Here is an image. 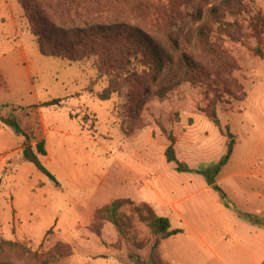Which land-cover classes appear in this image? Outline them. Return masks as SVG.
<instances>
[{"label": "rangeland", "instance_id": "1", "mask_svg": "<svg viewBox=\"0 0 264 264\" xmlns=\"http://www.w3.org/2000/svg\"><path fill=\"white\" fill-rule=\"evenodd\" d=\"M221 1L100 0L103 7L90 19L141 29L162 51L166 66L153 81L97 80L92 60L42 56L20 0H0V117L13 113L31 137L26 141L0 123V240L54 253L57 242L66 244L70 255L52 264H218L208 261L193 238L195 219L213 199L210 189L200 176L176 172L165 151L172 138L176 159L189 169L215 165L227 138L204 112L213 104L220 127L228 125L235 137L233 151L240 145L225 175L249 168L251 155L261 157L256 148L264 138V61L253 50L264 54V31L256 38L245 31L240 42L220 39L210 11ZM157 8L164 14L160 23L152 15ZM249 10L250 18H264V0H249ZM204 26L211 30L214 54L197 47ZM183 52L204 70L202 85L183 77L177 64ZM53 100L60 105L28 109ZM39 140L46 156L34 149ZM24 145L32 147L28 159ZM227 180L221 175L216 180L225 192ZM231 183L251 186L239 177ZM116 200L147 204L184 236L157 243L133 220L136 238L147 240L139 249L130 234L119 236L110 222L94 220ZM130 209L123 208L127 216Z\"/></svg>", "mask_w": 264, "mask_h": 264}, {"label": "trees", "instance_id": "2", "mask_svg": "<svg viewBox=\"0 0 264 264\" xmlns=\"http://www.w3.org/2000/svg\"><path fill=\"white\" fill-rule=\"evenodd\" d=\"M20 2L30 31L36 40L38 51L42 56L57 58L69 63H83L92 60L97 80L112 76L124 80L150 78L156 81L164 71L166 59L150 35L141 29L125 24H108L96 16L90 19L92 14L94 15L103 7L104 4L100 0H94V2L93 0H20ZM146 8L148 10L149 6ZM221 9L223 13L219 12ZM159 10V8L153 9L152 15L160 23L164 20V14ZM249 15V0H222L218 9L210 11L211 23L217 25L220 30L218 32L220 39L224 36L235 42H240L245 31H250V35L254 38L263 34L264 18L260 16L250 18ZM247 17L248 25L247 29H244ZM210 34L211 30L208 26L200 28L197 32V47L214 54L215 42L210 41ZM253 54L264 61V54L259 49L253 50ZM177 64L185 80L192 85H202L206 80L204 70L186 53L180 54ZM106 94L103 92L100 98L107 99ZM163 95L164 93L160 92L159 97ZM60 103L61 100H53L28 109L36 112L39 107L50 108L59 106ZM11 110L15 111L14 108ZM204 112L209 121L227 138L226 152L221 159L207 169L191 170L176 159L172 138H170V146L165 151V159L167 163L175 166L178 173L201 176L206 185L211 186L218 194L224 205L229 207L225 193L216 185V178L232 155L235 137L228 125L220 127L213 104H210ZM0 123L8 127L16 136L23 137L26 141L31 140L13 113L6 118L0 117ZM27 148L31 151L32 147L26 146L24 149L25 157L28 159ZM34 149L37 154L46 156L43 140L36 142ZM36 167L56 186L58 185L48 171L39 164H36ZM124 207H130L133 215L127 216L123 211ZM94 220L95 222H110L119 236L125 233L130 234V240L139 249L147 244V240L136 238L132 225L133 220L144 226L151 236L156 237L157 243L182 233L181 230H172L168 219L156 215L147 204L135 205L129 200L113 201L99 209ZM39 248L41 249L40 246ZM54 248H57L56 253L40 249L32 251L25 244L0 240V264H52L70 255V248L66 244L57 242Z\"/></svg>", "mask_w": 264, "mask_h": 264}, {"label": "crops", "instance_id": "3", "mask_svg": "<svg viewBox=\"0 0 264 264\" xmlns=\"http://www.w3.org/2000/svg\"><path fill=\"white\" fill-rule=\"evenodd\" d=\"M261 142L263 144L256 148V155L260 154L261 157L255 159L256 157L251 155L249 168L240 167L239 172L225 175L239 145L218 174L222 176V179H228L229 186L226 192L217 183L216 185L226 197L231 193L232 202L227 197L229 207L224 205L211 186H207L213 199L206 201L202 209V217L195 219L193 238L195 247L197 245V249H204L210 257L208 261H216L218 264H264V138ZM238 177L251 186H234L231 180ZM190 217L192 216L189 215L188 218ZM187 224H189L188 220ZM189 225L191 227V224ZM197 230H202L201 237H196ZM181 232L169 238L170 241L183 237V231Z\"/></svg>", "mask_w": 264, "mask_h": 264}]
</instances>
